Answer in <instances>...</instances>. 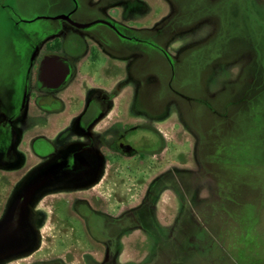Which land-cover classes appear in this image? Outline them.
<instances>
[{"label":"flooded vegetation","instance_id":"af4514ba","mask_svg":"<svg viewBox=\"0 0 264 264\" xmlns=\"http://www.w3.org/2000/svg\"><path fill=\"white\" fill-rule=\"evenodd\" d=\"M174 1L156 30L108 13L78 22L74 11L53 18L67 24L55 34L16 41L11 28L35 20L23 17L30 1L0 0V264L170 263L148 249L150 222L165 213L170 133L125 114L121 88L134 96L143 85L138 60L149 67L156 34L233 20L223 0Z\"/></svg>","mask_w":264,"mask_h":264},{"label":"rangeland","instance_id":"374dc122","mask_svg":"<svg viewBox=\"0 0 264 264\" xmlns=\"http://www.w3.org/2000/svg\"><path fill=\"white\" fill-rule=\"evenodd\" d=\"M29 1L23 17L35 20L11 28L16 41L55 34L67 24L53 18L74 11L78 22L108 13L129 26L156 30L175 5L174 0H92L88 6L85 0ZM119 2L128 8L121 12ZM223 2L230 3L231 23L217 20L205 31L197 20L178 33L156 34L149 67L138 60L143 85L134 96L121 88L122 99L132 98L125 114L151 115L170 133L165 213L150 222L148 236V249L168 254L169 264H264V0ZM129 5L137 8L130 11Z\"/></svg>","mask_w":264,"mask_h":264}]
</instances>
